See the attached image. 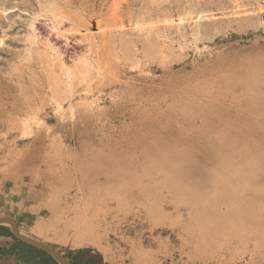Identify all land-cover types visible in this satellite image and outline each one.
I'll return each mask as SVG.
<instances>
[{
	"label": "rangeland",
	"instance_id": "374dc122",
	"mask_svg": "<svg viewBox=\"0 0 264 264\" xmlns=\"http://www.w3.org/2000/svg\"><path fill=\"white\" fill-rule=\"evenodd\" d=\"M1 215L65 257L264 264V0H0Z\"/></svg>",
	"mask_w": 264,
	"mask_h": 264
},
{
	"label": "crops",
	"instance_id": "0c3cea01",
	"mask_svg": "<svg viewBox=\"0 0 264 264\" xmlns=\"http://www.w3.org/2000/svg\"><path fill=\"white\" fill-rule=\"evenodd\" d=\"M0 217L7 216L1 215ZM11 233L10 227L0 223V264H43L44 258L49 264H55V260L51 256L38 252H35L31 262H28L26 260V247L17 241ZM66 258L70 264H107L104 256L97 250H73L68 252Z\"/></svg>",
	"mask_w": 264,
	"mask_h": 264
},
{
	"label": "water",
	"instance_id": "95a60500",
	"mask_svg": "<svg viewBox=\"0 0 264 264\" xmlns=\"http://www.w3.org/2000/svg\"><path fill=\"white\" fill-rule=\"evenodd\" d=\"M0 223H7L10 226L13 235L19 241L45 252L46 254L51 256L58 264H70L64 254L59 252L49 243L20 232L13 219L9 217H0Z\"/></svg>",
	"mask_w": 264,
	"mask_h": 264
},
{
	"label": "trees",
	"instance_id": "16d2710c",
	"mask_svg": "<svg viewBox=\"0 0 264 264\" xmlns=\"http://www.w3.org/2000/svg\"><path fill=\"white\" fill-rule=\"evenodd\" d=\"M12 234V236L17 240V241H19L14 235H13V233H11ZM21 244H23V246H25L26 247V260L28 261V262H31V260H32V258L34 257V253L35 252H38V253H41V254H43V255H46V253L45 252H43V251H41V250H39V249H36V248H34V247H32V246H30V245H28V244H25V243H23V242H21V241H19ZM54 263L55 264H58L57 262H55L54 261Z\"/></svg>",
	"mask_w": 264,
	"mask_h": 264
},
{
	"label": "flooded vegetation",
	"instance_id": "af4514ba",
	"mask_svg": "<svg viewBox=\"0 0 264 264\" xmlns=\"http://www.w3.org/2000/svg\"><path fill=\"white\" fill-rule=\"evenodd\" d=\"M42 262H43V264H49V263L46 261L45 258L42 260Z\"/></svg>",
	"mask_w": 264,
	"mask_h": 264
},
{
	"label": "bare ground",
	"instance_id": "6f19581e",
	"mask_svg": "<svg viewBox=\"0 0 264 264\" xmlns=\"http://www.w3.org/2000/svg\"><path fill=\"white\" fill-rule=\"evenodd\" d=\"M4 224H7V223H4ZM20 231V230H19ZM21 232V231H20Z\"/></svg>",
	"mask_w": 264,
	"mask_h": 264
}]
</instances>
